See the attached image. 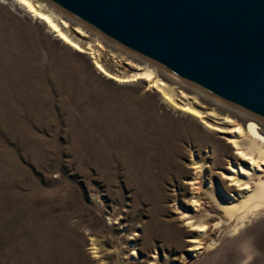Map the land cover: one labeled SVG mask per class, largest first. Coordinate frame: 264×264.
<instances>
[{"label": "bare ground", "instance_id": "6f19581e", "mask_svg": "<svg viewBox=\"0 0 264 264\" xmlns=\"http://www.w3.org/2000/svg\"><path fill=\"white\" fill-rule=\"evenodd\" d=\"M0 2H9L12 8L19 9L31 20L41 23L46 31L73 52L79 55L87 53L93 59L94 70L105 80L119 84L144 85L146 89H154L160 101L170 110L188 114L208 130L215 131L198 116L201 114L200 111L194 109L188 97L185 98L186 102L183 105L191 110L192 114L178 104L174 84L176 82L180 84L179 80L147 62L140 66L137 64V70L133 73L132 66L124 71L113 70L114 64L110 62L112 65L110 67V64L104 61L105 58H101L103 44L109 48L120 51L121 49L114 47L109 41L45 0H24L23 3L19 0ZM74 27L88 32V37L94 35L92 40L98 43L92 45L90 40L88 42L90 48L87 50L76 38L75 35L78 34ZM120 51L116 53L122 55ZM127 54L131 57L129 53ZM40 56H43L41 48L35 43L27 42L23 34L21 36L18 31L10 28L7 21L0 20V264L89 263L91 260L86 255L80 256L82 252L78 230L84 226V215L88 207L82 201L78 185L67 183L68 185L63 186L64 184L61 185L59 181L60 183H55L53 188L44 186L21 163L20 156L28 158L36 170L44 169L45 162L53 156L59 160L57 163L62 171L64 168L56 149L62 153L66 152L69 154L68 166L84 176L83 181L87 190L101 207L98 210L107 209L110 214L115 215L118 209L112 206L113 208L109 210L105 199L101 198L99 184L95 185L92 181L103 182L104 189L109 192L108 196L113 198L121 195L119 190L114 189V186L119 184L120 177L123 178L125 187L134 188L136 191L133 192L136 194L142 188L147 186L150 188L149 182L158 181L159 174L166 170L168 163L173 161V157L179 151L177 140L181 134H175L170 127L160 124L161 119L157 117L160 114L157 116L154 114L153 120H149V114L144 109L132 107L130 112L128 110V113H124L108 107L104 101L100 103L96 96L97 92L95 94L89 88L96 82V78L90 76L89 79L81 70L78 71L69 65V62L57 63L52 51L45 64L40 62ZM182 95L183 92L180 93V97ZM141 97L140 101L150 95ZM95 98L96 103H92L93 105L85 102ZM243 116L246 117L244 124L227 113L223 117L229 124V127H226L230 132L227 136L228 142L235 150L233 161H228L231 166L228 172L230 180L239 187L237 188L239 196L236 198L235 195H230L231 192H228L227 196L225 192L218 194L216 190H220L219 186L214 189L208 188L219 217L199 219L197 224L201 227L202 233L206 224L212 220L231 221L228 225L233 226L244 221L249 215L264 213V124L247 115ZM249 121L255 122V125L249 124ZM61 124L65 126L64 132L69 140V145L65 146L66 151L64 146L62 149L60 144L50 142L37 131ZM62 129L63 127L60 128ZM190 153L192 163L197 164L194 168L197 175L203 171V164L201 160H196L194 151L191 150ZM210 182L212 184V181ZM132 211L135 212L136 208L130 212ZM98 214L97 211L96 215ZM164 225L165 222L154 216V219L143 225V230L137 233L139 236L133 237L132 244L136 246L137 241L142 239L144 246L151 248V239L163 234ZM126 238L130 242L129 234ZM99 240L101 241L100 238L94 237L90 240L89 250L93 258L100 257ZM104 241H107L105 236ZM113 250L118 253L120 248ZM153 250H155L153 264H161L156 247ZM135 251L130 256L135 257Z\"/></svg>", "mask_w": 264, "mask_h": 264}, {"label": "rangeland", "instance_id": "374dc122", "mask_svg": "<svg viewBox=\"0 0 264 264\" xmlns=\"http://www.w3.org/2000/svg\"><path fill=\"white\" fill-rule=\"evenodd\" d=\"M0 20L7 21L10 28L18 31L21 36L23 34L27 42L35 43L41 48V55H43L40 56L41 63L45 64L47 62L49 53L52 51L57 63L69 62V65L73 68L75 67L78 71L81 70V73L89 79L90 76L96 78V82L92 83L89 88L95 94L97 92L96 96L100 103L104 101L108 107L124 113L130 112L132 107L144 109L149 114V120H153L154 114L156 116L162 114V116H157L161 119L160 124L170 127L175 134H181V137L177 140L178 154L176 153V156L172 159L173 161L168 163L169 166L166 170L159 174L160 178L158 181L153 182L152 180L149 182L150 188L148 186L145 187L146 189L142 188L136 194L133 192L136 191L134 188L125 187L124 180L120 177L119 184L114 186V189L119 190L121 195L118 198H113L110 195L108 196L107 193L109 192L104 189L105 185L103 182L92 181L95 185L99 184L101 198L105 199L109 210L113 207L118 209V213L115 215L110 214L107 209L104 211L98 210L101 207L96 204L94 196L87 190V186H85L86 184L83 181L84 176L81 173H77L73 167L68 166L69 154L66 152L62 153L56 149V154L60 157L64 168L62 171H60L61 167L58 164L59 160L53 156L45 162L44 169L37 170L28 158L20 156L21 163L32 172L40 184L50 188H53L55 183H60L59 181H61V185L64 184L63 186H66L67 183L78 185L82 201L89 210L84 215V226L79 227L78 230V235H80L81 239L82 253L80 256L84 254L91 260L89 263L85 262L84 264H153V253L155 251L153 248L155 247L161 264H264V213L256 216L249 215L244 221L233 226L228 225L231 221L222 220L221 222H216V220H212L206 224L204 233L200 231L201 227L197 224V221L201 218L212 219L219 217L208 193V188L214 189L219 186L221 191L216 190L218 194L225 192L227 196L228 192H231L230 195H235L236 198L239 196L237 189L239 187L237 183L230 180L231 177L228 172V169L231 168L228 161H233V152L235 150L228 142L227 136H229L230 132L226 130V127H229V124L225 122L223 117L227 113L231 117L233 116V119L241 120L244 124L246 117L243 115L245 114L196 90L193 92V88L182 82L180 84L176 82L174 87L176 88V101L178 104L181 105L182 109H186L183 104L186 102L185 98L188 97L189 101L193 103L194 109L200 111L201 114L198 116H200L202 121L215 130L210 131L200 122L193 120L190 115L170 110L169 107L160 101L154 89H146L144 85H137V87L136 85L119 84L112 80H105L101 74L94 70L93 59L87 53L79 55L73 52L71 48L46 31L41 23L31 20L19 9L12 8L9 2H0ZM74 29L78 34L75 35L76 38L80 40L87 50L90 48L88 45L90 40L92 45L98 43V41L92 40L94 35H92L93 37H88V32L81 31L76 27ZM114 47L117 46L114 45ZM108 48V46L103 44L104 51L101 53V58H105L104 61L108 62V64L110 62L111 64L113 63V66L109 65L110 67L112 66L113 70L124 71L126 68L133 67V70L131 69V73H133L138 66L145 63V61L143 62V60L129 53L130 57L127 51L119 47L121 51L112 47ZM119 51L122 55L117 54ZM181 92H183L182 97H180ZM146 94H149L150 97L143 98L140 101L141 96ZM101 98L102 100H100ZM85 102L94 104L96 103V98ZM134 102L137 104L135 105ZM186 111L190 114L193 113L188 109ZM61 127H63L62 130H60ZM189 127H192V129ZM64 128L65 126L61 124V126L54 125L44 130L37 129V131L49 139L50 142L55 141L60 144L59 146H62V149L64 146L65 150V146L69 145V140L65 135ZM191 150L194 151L196 160H201L203 164V171L197 175H195L194 169L197 164H193L190 158ZM193 180L195 184H193ZM210 181H212V184ZM131 208L133 210L136 208V211L130 212ZM97 211L99 212L98 215H96ZM206 214L207 216H205ZM154 216L165 222L163 234L151 239L152 247L149 249L144 246L142 239L137 241L136 246L132 244L134 242L133 237L139 236L137 233L141 231L145 223L154 219ZM128 234L131 237L130 242L126 238ZM104 236L107 237V241H104ZM92 237L103 240V242L99 240L100 243L98 244L101 250L99 258H93L90 253L89 244ZM114 248H120L117 251L118 253H115ZM134 251L136 252V258L130 256Z\"/></svg>", "mask_w": 264, "mask_h": 264}, {"label": "water", "instance_id": "95a60500", "mask_svg": "<svg viewBox=\"0 0 264 264\" xmlns=\"http://www.w3.org/2000/svg\"><path fill=\"white\" fill-rule=\"evenodd\" d=\"M45 1L117 47L264 124V0Z\"/></svg>", "mask_w": 264, "mask_h": 264}, {"label": "snow or ice", "instance_id": "6c2138e0", "mask_svg": "<svg viewBox=\"0 0 264 264\" xmlns=\"http://www.w3.org/2000/svg\"><path fill=\"white\" fill-rule=\"evenodd\" d=\"M19 2H21V3H23L24 2V0H19ZM46 19V18H45ZM245 159H248L247 157H245Z\"/></svg>", "mask_w": 264, "mask_h": 264}]
</instances>
